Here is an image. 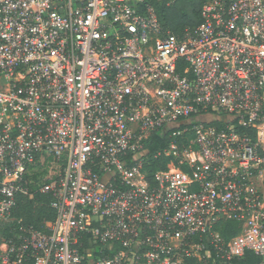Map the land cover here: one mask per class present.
I'll return each mask as SVG.
<instances>
[{
  "label": "built area",
  "instance_id": "obj_1",
  "mask_svg": "<svg viewBox=\"0 0 264 264\" xmlns=\"http://www.w3.org/2000/svg\"><path fill=\"white\" fill-rule=\"evenodd\" d=\"M200 18L177 33L152 0H0V264L264 257V0ZM40 191L43 229L13 215Z\"/></svg>",
  "mask_w": 264,
  "mask_h": 264
},
{
  "label": "trees",
  "instance_id": "obj_2",
  "mask_svg": "<svg viewBox=\"0 0 264 264\" xmlns=\"http://www.w3.org/2000/svg\"><path fill=\"white\" fill-rule=\"evenodd\" d=\"M170 0H152L154 7L159 14L164 27L181 32L187 25H197L201 22L200 11L205 0H176L169 5ZM182 3L180 9H174L172 13L169 10ZM169 140L161 137L160 133L153 135L149 143L150 154L158 149L168 146ZM171 161V157L165 155L158 158H150L144 165L149 181H152L157 171L165 169ZM186 169V165H181ZM53 196L51 194L37 192L33 198L19 196L14 208L13 215L20 219L25 225L34 226L38 229L45 228V222L53 220L56 216V210L52 207ZM240 223L235 220H224L216 226L227 239L234 236L239 231ZM214 264H221L216 261ZM227 264H264V257L255 254L253 251H246L243 257L234 258Z\"/></svg>",
  "mask_w": 264,
  "mask_h": 264
},
{
  "label": "rangeland",
  "instance_id": "obj_3",
  "mask_svg": "<svg viewBox=\"0 0 264 264\" xmlns=\"http://www.w3.org/2000/svg\"><path fill=\"white\" fill-rule=\"evenodd\" d=\"M181 6L183 7L182 3H179V2H178L177 5H174V7H172V9L169 10V13H172V11H173L174 9H177V8L180 9ZM41 169H42V167H41ZM40 177H41V179H43L42 170H40Z\"/></svg>",
  "mask_w": 264,
  "mask_h": 264
}]
</instances>
